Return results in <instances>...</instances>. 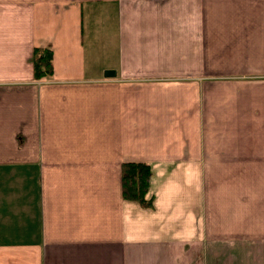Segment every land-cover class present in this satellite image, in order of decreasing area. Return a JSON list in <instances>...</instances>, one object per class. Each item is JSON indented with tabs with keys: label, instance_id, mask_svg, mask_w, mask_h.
<instances>
[{
	"label": "crops",
	"instance_id": "obj_1",
	"mask_svg": "<svg viewBox=\"0 0 264 264\" xmlns=\"http://www.w3.org/2000/svg\"><path fill=\"white\" fill-rule=\"evenodd\" d=\"M0 264H264V0H0Z\"/></svg>",
	"mask_w": 264,
	"mask_h": 264
},
{
	"label": "trees",
	"instance_id": "obj_2",
	"mask_svg": "<svg viewBox=\"0 0 264 264\" xmlns=\"http://www.w3.org/2000/svg\"><path fill=\"white\" fill-rule=\"evenodd\" d=\"M52 52L48 48H36L33 52V70L38 78L52 74ZM150 165L141 162L123 164L121 173L122 193L125 199L150 205L147 197L150 186Z\"/></svg>",
	"mask_w": 264,
	"mask_h": 264
},
{
	"label": "water",
	"instance_id": "obj_3",
	"mask_svg": "<svg viewBox=\"0 0 264 264\" xmlns=\"http://www.w3.org/2000/svg\"><path fill=\"white\" fill-rule=\"evenodd\" d=\"M115 75V73H114V71H112V70H106L105 72H104V76L105 77H112V76H114Z\"/></svg>",
	"mask_w": 264,
	"mask_h": 264
}]
</instances>
